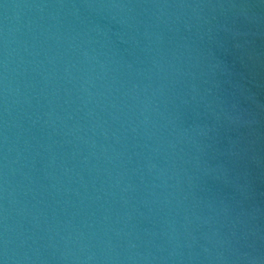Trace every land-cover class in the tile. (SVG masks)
<instances>
[{"label": "water", "instance_id": "obj_1", "mask_svg": "<svg viewBox=\"0 0 264 264\" xmlns=\"http://www.w3.org/2000/svg\"><path fill=\"white\" fill-rule=\"evenodd\" d=\"M0 264H264V0H0Z\"/></svg>", "mask_w": 264, "mask_h": 264}]
</instances>
